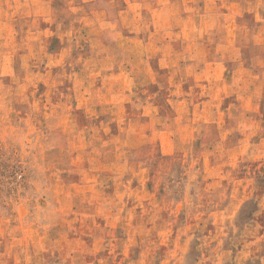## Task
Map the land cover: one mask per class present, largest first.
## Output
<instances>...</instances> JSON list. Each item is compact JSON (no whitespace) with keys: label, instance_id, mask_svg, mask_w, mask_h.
Segmentation results:
<instances>
[{"label":"clouds","instance_id":"obj_1","mask_svg":"<svg viewBox=\"0 0 264 264\" xmlns=\"http://www.w3.org/2000/svg\"><path fill=\"white\" fill-rule=\"evenodd\" d=\"M261 253L264 0H0V264Z\"/></svg>","mask_w":264,"mask_h":264},{"label":"rangeland","instance_id":"obj_2","mask_svg":"<svg viewBox=\"0 0 264 264\" xmlns=\"http://www.w3.org/2000/svg\"><path fill=\"white\" fill-rule=\"evenodd\" d=\"M248 219L247 216H245V221ZM260 255L264 256V253H261ZM256 264H260V261L259 260H256Z\"/></svg>","mask_w":264,"mask_h":264}]
</instances>
